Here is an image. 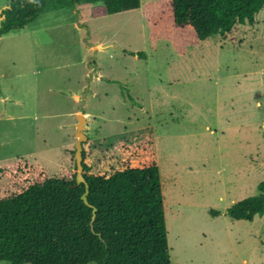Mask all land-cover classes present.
<instances>
[{
  "label": "rangeland",
  "instance_id": "obj_1",
  "mask_svg": "<svg viewBox=\"0 0 264 264\" xmlns=\"http://www.w3.org/2000/svg\"><path fill=\"white\" fill-rule=\"evenodd\" d=\"M169 1L97 18L81 3L0 36V195L19 162L45 177L75 173L82 113L84 143L103 153L93 158L121 159L120 139L149 143L171 264H264V212L227 215L264 181V9L199 40L173 27Z\"/></svg>",
  "mask_w": 264,
  "mask_h": 264
},
{
  "label": "trees",
  "instance_id": "obj_2",
  "mask_svg": "<svg viewBox=\"0 0 264 264\" xmlns=\"http://www.w3.org/2000/svg\"><path fill=\"white\" fill-rule=\"evenodd\" d=\"M81 3L90 5L92 18L140 6V0H9L1 13L0 36L23 30L43 12L73 10ZM169 8L174 28L190 27L197 39L204 40L230 32L237 23L251 22L264 9V0H170ZM120 147L121 159L106 156L103 162L93 158L99 148L90 151L82 143L87 203L81 198L85 183L76 184L75 173L45 177L40 169L17 163L10 175L11 190L0 195V262L171 264L159 167L149 161V143L130 145L120 139L113 150ZM131 158L143 164L131 166ZM111 161L115 169L96 171ZM263 212L264 181L257 184L256 194L227 209L233 220L252 221Z\"/></svg>",
  "mask_w": 264,
  "mask_h": 264
},
{
  "label": "water",
  "instance_id": "obj_3",
  "mask_svg": "<svg viewBox=\"0 0 264 264\" xmlns=\"http://www.w3.org/2000/svg\"><path fill=\"white\" fill-rule=\"evenodd\" d=\"M3 18V15H1V19ZM0 19V21H1ZM76 129H75V135L78 137L76 144H75V150H74V159H75V166H76V172H75V181L76 184H79L80 182L85 183V191L82 194L81 198L84 201V203H87V193H88V185L85 182L83 176H82V143L86 141V135L84 133L85 125L84 122H86V119L82 113L76 114ZM94 211V209H93ZM94 217V215H93Z\"/></svg>",
  "mask_w": 264,
  "mask_h": 264
},
{
  "label": "crops",
  "instance_id": "obj_4",
  "mask_svg": "<svg viewBox=\"0 0 264 264\" xmlns=\"http://www.w3.org/2000/svg\"><path fill=\"white\" fill-rule=\"evenodd\" d=\"M95 46V45H94ZM75 100H78V96L77 95H74L73 96ZM84 115V114H83Z\"/></svg>",
  "mask_w": 264,
  "mask_h": 264
}]
</instances>
